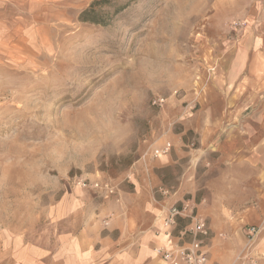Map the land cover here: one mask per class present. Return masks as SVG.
Returning <instances> with one entry per match:
<instances>
[{
	"label": "rangeland",
	"instance_id": "rangeland-1",
	"mask_svg": "<svg viewBox=\"0 0 264 264\" xmlns=\"http://www.w3.org/2000/svg\"><path fill=\"white\" fill-rule=\"evenodd\" d=\"M262 57L264 0H0V233L74 231L91 206L137 201L133 175L157 204L148 173L187 171L203 95Z\"/></svg>",
	"mask_w": 264,
	"mask_h": 264
},
{
	"label": "crops",
	"instance_id": "crops-1",
	"mask_svg": "<svg viewBox=\"0 0 264 264\" xmlns=\"http://www.w3.org/2000/svg\"><path fill=\"white\" fill-rule=\"evenodd\" d=\"M253 62L264 66V57ZM260 71L226 80L220 92L203 95L201 109L210 120L197 127L198 145L187 171L176 175L172 184L154 171L148 173V179L156 177L154 189L171 190L169 197L157 195L154 204L153 193L149 196L153 187L133 175L127 183L137 201L119 205L111 200L106 208L97 206V212L91 206L74 231L40 240L1 232L0 264H163L155 248L191 241L184 234L187 219L178 218L169 229L162 226L167 209L186 202L193 204L209 229L207 264H262L264 68ZM171 164L174 161L166 154L159 157L156 168ZM138 190L143 194L140 199ZM107 215L112 218L102 222L100 216ZM250 227L259 228L253 239L248 238Z\"/></svg>",
	"mask_w": 264,
	"mask_h": 264
},
{
	"label": "built area",
	"instance_id": "built-area-1",
	"mask_svg": "<svg viewBox=\"0 0 264 264\" xmlns=\"http://www.w3.org/2000/svg\"><path fill=\"white\" fill-rule=\"evenodd\" d=\"M163 98L157 97L153 99L152 105L162 106ZM171 145L165 143L159 148L153 149L152 157L166 155L169 153ZM78 185L81 187H92L94 189H101L105 193H112L113 186L108 183L94 182L87 184L85 181H79ZM162 195H168L169 190H162ZM178 218L187 219L188 224L185 228L184 234L190 236L191 241L185 246H174L171 248H155V255L161 260L163 264H207L208 259L205 248V239L209 236V229L205 219H203L195 210L193 204L188 202L180 206H171L167 209L166 216L163 220L162 226L169 229L176 225ZM249 239H253L258 233V227H250L248 229Z\"/></svg>",
	"mask_w": 264,
	"mask_h": 264
}]
</instances>
